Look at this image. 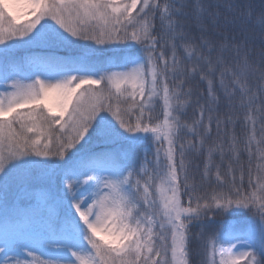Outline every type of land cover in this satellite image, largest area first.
Instances as JSON below:
<instances>
[{"label": "snow or ice", "instance_id": "obj_1", "mask_svg": "<svg viewBox=\"0 0 264 264\" xmlns=\"http://www.w3.org/2000/svg\"><path fill=\"white\" fill-rule=\"evenodd\" d=\"M19 43L88 52L43 58L55 72L33 61L26 75L5 77L0 189L19 171L63 168L68 209L39 240L0 238V264H264V163L251 166L264 161V0H0V58ZM109 47L112 59L92 60ZM197 78L206 95L189 84ZM237 96L250 125L247 182L234 133L226 174L210 147L198 182L190 154L204 150L213 123L218 136L235 123ZM187 108L191 123L182 120ZM184 132L198 142L182 141ZM93 140L121 148L85 152ZM216 150L223 161V140ZM101 160L112 163H86ZM213 175L219 190L201 195ZM237 210L251 223L221 220L213 230L216 215Z\"/></svg>", "mask_w": 264, "mask_h": 264}, {"label": "trees", "instance_id": "obj_2", "mask_svg": "<svg viewBox=\"0 0 264 264\" xmlns=\"http://www.w3.org/2000/svg\"><path fill=\"white\" fill-rule=\"evenodd\" d=\"M9 2H15V0H9ZM22 2V0H19ZM163 3V0H160ZM260 0H255V5L259 6ZM31 15L21 17V23L31 19ZM42 23H45L42 21ZM54 22H47L45 29ZM157 32H160L159 19L156 20ZM81 44H90L91 47L96 48L98 46L92 44V42L81 41ZM3 49H0L2 51ZM88 52V49L78 46H57L51 48L48 45L39 46H23L18 48H12L10 50V56L0 58V81L7 82L6 76L12 74H19V76L26 75L30 70V64L35 61L42 64L43 70L48 72H55L57 69L54 66H48L44 62L43 58L48 56H55L60 60L74 61L83 54ZM112 48L109 47L103 51V54H97L92 56L94 62L106 61L112 59ZM178 55L183 56V51L178 49ZM189 84L193 90L206 95L207 84L201 82L199 78L190 80ZM217 92L220 94V89L217 87ZM27 109H25L26 111ZM226 110L221 106V115ZM154 115L160 116L162 119L161 108L159 105L156 107ZM246 110L239 107V96H237V107L233 111L235 117V123L227 125L226 131L221 130L218 136L215 123H213L211 134H204L205 145L204 150L200 153L190 154V159L193 162L192 172L195 174L197 181L200 180V175L203 172L204 162L207 158L208 149L211 147L214 149L213 161L216 164H221V173L226 174L227 164L233 161V154L228 152L229 141L233 135L236 136L238 143V152L240 165L243 166L245 171V183L247 182V170L249 168L248 154L244 150L245 143L247 141L248 133L250 131V125L245 121ZM196 118L195 109L187 108L182 120L189 123ZM260 130L259 124H257V136L259 140ZM181 139L184 142L192 141L198 142L197 138L193 135L184 132L181 134ZM223 140V147L225 149L224 160L221 161L219 151L216 150L217 146ZM151 142L145 141L135 146L134 154L136 158H142L144 152L148 149ZM115 147L117 150L121 148L119 143H104L97 140L91 141L84 149L85 152H101L109 148ZM126 147V146H124ZM253 150L256 145L253 144ZM151 158V153L149 155ZM71 165L73 163H79L76 157H73L68 161ZM86 163H96L100 166H110L111 161H86ZM264 163L260 159L254 157L251 161V166L255 169L257 164ZM195 165H199L198 168ZM237 168V175H239V166L233 164ZM214 171V169H213ZM64 169L50 166L47 168L38 167L34 172L28 173L19 171L14 174L13 179L9 181V186L6 191L0 189V238L7 235L10 238L21 239L25 241H36L42 237L50 235L51 229L55 227V221L58 216H63L64 212L68 209V201L64 199ZM219 190L218 182L213 175L210 180L204 181L200 194L210 196L213 191ZM216 224L213 226V230L218 227L221 220L230 221L232 224L238 226H247L251 223L253 217L251 213L245 210H237L230 214L216 215L214 217ZM35 248L36 254L40 255L42 249L39 245H31ZM46 255H49L46 253ZM2 258V257H0ZM23 258V256L21 257ZM44 258L43 256L41 257ZM197 264L199 257H196ZM243 264V262H242Z\"/></svg>", "mask_w": 264, "mask_h": 264}, {"label": "rangeland", "instance_id": "obj_3", "mask_svg": "<svg viewBox=\"0 0 264 264\" xmlns=\"http://www.w3.org/2000/svg\"><path fill=\"white\" fill-rule=\"evenodd\" d=\"M39 45H45V44H39ZM39 45L34 44V43H19V44H16L15 47H13V48H18V47H23V46H39ZM0 49H2V46H0ZM12 75H14V74H12ZM17 78H19V77H17ZM10 82H11L10 80H8L7 82H1L0 81V90H3V88L6 86V84H9ZM25 82H28V81H25Z\"/></svg>", "mask_w": 264, "mask_h": 264}]
</instances>
